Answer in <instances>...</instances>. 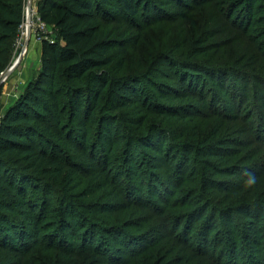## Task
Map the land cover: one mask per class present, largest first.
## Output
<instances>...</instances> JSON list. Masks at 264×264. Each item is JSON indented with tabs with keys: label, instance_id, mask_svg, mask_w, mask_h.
Listing matches in <instances>:
<instances>
[{
	"label": "rangeland",
	"instance_id": "374dc122",
	"mask_svg": "<svg viewBox=\"0 0 264 264\" xmlns=\"http://www.w3.org/2000/svg\"><path fill=\"white\" fill-rule=\"evenodd\" d=\"M180 6L157 18L150 8L137 27L107 22L125 36L114 88L132 99L112 109L106 86L88 124L92 141L110 136L93 164L66 150L63 171H31L39 241L0 248V264H264V0ZM26 41L20 32L9 67L22 55L13 72L30 79L42 53L26 65ZM7 105L0 98V112Z\"/></svg>",
	"mask_w": 264,
	"mask_h": 264
},
{
	"label": "trees",
	"instance_id": "16d2710c",
	"mask_svg": "<svg viewBox=\"0 0 264 264\" xmlns=\"http://www.w3.org/2000/svg\"><path fill=\"white\" fill-rule=\"evenodd\" d=\"M182 1H37L40 18L53 32L42 37L38 71L17 99L0 112L1 249L19 254L33 241H39V217L43 208L39 206L38 195L28 193L30 187L38 185L31 171L47 172L51 167L63 171L65 159L70 158L66 150L73 155L74 162L93 164L100 139L103 135L110 136L107 128L105 132H98L100 139L92 141L88 124L106 86L110 85L106 99L112 109L132 99L128 90L114 88L115 81L121 84L125 80L111 75L114 69L118 71L124 66L121 43L125 36L122 32L116 36L113 30H108L107 22L119 20L128 27H137L147 21L150 8L157 18L163 16L169 6L181 8ZM25 12L26 0H0V82L1 73L10 65ZM211 79L215 87L224 90L214 75ZM185 88L179 87L180 91ZM67 113L69 120L64 121ZM149 143L145 145L150 146ZM85 237L81 238V244L87 245L90 239ZM65 238L63 236L61 241H67ZM97 245L89 247L95 250L100 247ZM81 247L72 245L75 251L84 246Z\"/></svg>",
	"mask_w": 264,
	"mask_h": 264
},
{
	"label": "crops",
	"instance_id": "0c3cea01",
	"mask_svg": "<svg viewBox=\"0 0 264 264\" xmlns=\"http://www.w3.org/2000/svg\"><path fill=\"white\" fill-rule=\"evenodd\" d=\"M37 1L34 0V7L37 8ZM27 51L29 52V59L27 60L28 64L26 65H32L30 61V58L32 54L34 55H41L42 53V43L38 42L35 37H31L30 41L28 43ZM37 69L40 67V62L37 64ZM36 69V70H37ZM11 78L10 80L1 86L0 90V98L2 104H8L7 107H9L19 96V94L24 90L27 82L29 81V77L27 75H21L18 74V72H11ZM20 79L22 81H26L23 85H21ZM18 85V86H17Z\"/></svg>",
	"mask_w": 264,
	"mask_h": 264
},
{
	"label": "built area",
	"instance_id": "2783aa9c",
	"mask_svg": "<svg viewBox=\"0 0 264 264\" xmlns=\"http://www.w3.org/2000/svg\"><path fill=\"white\" fill-rule=\"evenodd\" d=\"M34 30H38V36L40 40L42 41V37H47L49 33H52L53 30L50 28V25L44 22L40 16L38 11L33 7L31 13L27 11L25 12V19L21 25L20 32H23V34L31 35ZM16 68V62L10 66L7 70L3 71L1 73V81L4 83L8 77L10 76L11 72Z\"/></svg>",
	"mask_w": 264,
	"mask_h": 264
},
{
	"label": "water",
	"instance_id": "95a60500",
	"mask_svg": "<svg viewBox=\"0 0 264 264\" xmlns=\"http://www.w3.org/2000/svg\"><path fill=\"white\" fill-rule=\"evenodd\" d=\"M27 8H28V12L31 13V11H32V9H33V0H28ZM29 39H30V35L27 36V41H26L25 46L28 45V43H29ZM21 58H22V55H20V56L18 57V59L16 60V66H17V64L20 62ZM2 85H3V82L1 81V82H0V88H1Z\"/></svg>",
	"mask_w": 264,
	"mask_h": 264
},
{
	"label": "clouds",
	"instance_id": "9594fccd",
	"mask_svg": "<svg viewBox=\"0 0 264 264\" xmlns=\"http://www.w3.org/2000/svg\"><path fill=\"white\" fill-rule=\"evenodd\" d=\"M247 179H246V181H245V185L247 186V187H252V186H254L255 184H256V177H255V175L254 174H252V173H247Z\"/></svg>",
	"mask_w": 264,
	"mask_h": 264
}]
</instances>
